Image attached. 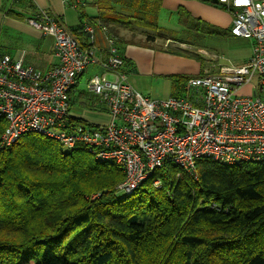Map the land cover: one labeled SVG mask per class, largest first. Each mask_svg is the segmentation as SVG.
<instances>
[{
  "label": "trees",
  "instance_id": "16d2710c",
  "mask_svg": "<svg viewBox=\"0 0 264 264\" xmlns=\"http://www.w3.org/2000/svg\"><path fill=\"white\" fill-rule=\"evenodd\" d=\"M115 1L94 0L98 12L91 17L86 6L77 5L80 22L70 32L91 49L87 29L103 31L115 41L126 68L132 66L124 56L128 45L203 61L156 42L192 47L209 36L236 38L184 10L175 13L177 30L164 27L159 12H122ZM206 1L221 7L217 0ZM140 4L148 7L146 0ZM124 30L129 38L121 36ZM172 77L173 97L191 98L190 78ZM6 128L0 117V264H264V161L224 166L201 159L197 177L167 163L127 194L119 190L123 168L96 159L84 145L66 149L26 133L2 148Z\"/></svg>",
  "mask_w": 264,
  "mask_h": 264
},
{
  "label": "built area",
  "instance_id": "2783aa9c",
  "mask_svg": "<svg viewBox=\"0 0 264 264\" xmlns=\"http://www.w3.org/2000/svg\"><path fill=\"white\" fill-rule=\"evenodd\" d=\"M217 1L232 16V35L252 42L251 56L244 65L218 66L207 53L213 69L188 80L191 98L154 99L136 91L110 38L101 59L48 12L29 19L31 26L54 37L58 64L43 72L0 50L5 148L26 133L50 138L66 149L84 145L96 159L123 168L126 177L119 190L127 194L167 163L197 177L201 159L229 166L263 161L264 0ZM91 67L103 73L89 80V104L109 115L106 125L84 126L70 112L79 79ZM244 86H251V92L240 94Z\"/></svg>",
  "mask_w": 264,
  "mask_h": 264
},
{
  "label": "crops",
  "instance_id": "0c3cea01",
  "mask_svg": "<svg viewBox=\"0 0 264 264\" xmlns=\"http://www.w3.org/2000/svg\"><path fill=\"white\" fill-rule=\"evenodd\" d=\"M146 1L148 2L146 8H142L143 4H140V0H116L115 3L116 8L122 12H159L160 18L165 16L167 19H173L178 17L175 14L176 12L184 10L194 18L214 26L220 31H229L232 27V16L229 12L221 7L214 6L206 0ZM77 5L88 6L89 9L86 12H98L94 0H76L73 4L68 3L66 0H0V38L5 29H10L16 38H19L21 44V47H18L15 51L3 46H0L1 49L16 60L23 58L25 64L31 65L40 71L45 72L51 69L58 64V58L54 54V37L44 34L29 24L14 20L13 17L8 15V12H15L19 15H23L22 12H30L31 18L37 16L40 12H48L71 30L78 23L69 27L66 20L69 12H79L76 9ZM178 25L180 26L179 20ZM121 36L129 38L130 34L124 30L121 31ZM93 41L98 56L104 59L109 47L105 33L101 30L96 31ZM124 56L132 63V66L128 69V77L134 75L136 79L140 80L138 83V81L132 79V82L129 83L140 93L141 91L146 92L148 88V84L143 82L141 77L167 75L184 76L191 79L202 75L204 69L207 68L204 66L203 61H198L191 56L175 55L136 45H128L124 50ZM248 60L242 64H246ZM210 67H212L211 63ZM251 90V86H244L241 89L244 92H251ZM173 91V94L168 98L174 96L176 91L175 89ZM187 94H190L188 90Z\"/></svg>",
  "mask_w": 264,
  "mask_h": 264
},
{
  "label": "rangeland",
  "instance_id": "374dc122",
  "mask_svg": "<svg viewBox=\"0 0 264 264\" xmlns=\"http://www.w3.org/2000/svg\"><path fill=\"white\" fill-rule=\"evenodd\" d=\"M86 8L89 9L88 6H86ZM22 13L25 16L24 17L25 19L21 20L17 18L16 16L13 17V19L30 25L29 21L27 20L31 18V13L30 12H22ZM84 13L86 14V16H89V17L97 15V12H84ZM80 17H81V12H69V15L66 20L67 25L71 27L75 25L76 23H79ZM160 23L164 27L166 26V27L173 28V29H180L177 18L167 19L165 16H162V18H160ZM169 42L173 44L172 48L180 47L181 49L186 50V52L189 51V52H193L194 55L199 54L200 56H203L205 58L203 59L204 66L207 68H210V63H209L210 61L208 60L211 58L205 56L207 55V52L205 51L209 52L210 56L215 60L218 66L219 65H228V66L241 65L242 63H244L245 61L249 59V57L251 56V52H252L251 41L244 40V39L242 40L237 39L232 36H229V37L209 36L197 45L199 48L200 46L202 47L200 49H198L197 46L191 47L185 44L175 43L173 41H169ZM156 44L160 46L162 44L164 45V42L158 41V43ZM20 45L21 44L19 42V38H16V36L14 35V33H12L10 29H5L3 31V34L0 38V46L9 48L12 51H15L18 47H21ZM202 50H205V51H202ZM210 69H213V68H210ZM102 73H103V70H101L99 67H91L86 71L85 75L79 80V84L77 86V90L75 93L76 98H73L72 108L70 110L71 115L74 116L76 119H83L89 122L90 125H95V126L106 125L110 123L109 115L105 111H102L101 106H97L94 109L88 105L89 80L95 75H100ZM175 77L179 78L178 76H175ZM108 78L110 80L113 79L111 75H109ZM132 79L135 81H138V83L140 82V80L136 79L134 75H130L128 77V81L132 82ZM141 79L143 80V82L148 84V88L146 89V92L141 91V93L145 96H150L154 99H157V98L165 99L173 94L172 91L174 89V82H173L174 77L172 76H167V75L148 76L147 75V77H141ZM253 82L256 83V80H254ZM248 92L241 91L239 93L248 94ZM261 96L264 98V93H262ZM1 143H2L1 144L2 148H5L3 141H2V137H1ZM224 166H229V165H224ZM118 195L123 196V193L119 192Z\"/></svg>",
  "mask_w": 264,
  "mask_h": 264
},
{
  "label": "bare ground",
  "instance_id": "6f19581e",
  "mask_svg": "<svg viewBox=\"0 0 264 264\" xmlns=\"http://www.w3.org/2000/svg\"><path fill=\"white\" fill-rule=\"evenodd\" d=\"M89 29H90V31H91V33H89V37L90 38H92V39H94V36H95V30L93 29V28H91V27H89ZM106 40H107V43H108V50H109V48H110V44H109V42H108V39L106 38ZM158 41H160V40H158ZM158 41L156 42V43H158ZM164 42V45L162 46V45H160V47L162 46V48H164L165 50H167L169 47H171L172 46V43H170L169 41H163ZM156 46H159V45H157L156 44ZM92 49H95V48H92ZM198 49H200V48H198ZM96 50V49H95ZM155 50H158V51H161V52H166V51H163V50H161V49H155ZM97 51V50H96ZM202 51H205V50H202ZM205 52H207V53H209L208 51H205ZM167 53V52H166ZM199 55V54H198ZM200 56V55H199ZM201 58H202V60L203 59H205L203 56H201ZM88 105H90V104H88ZM13 145H15V143L13 144ZM12 145V146H13ZM61 145V144H60ZM12 146H10V147H7V148H11ZM62 146V145H61ZM152 176H150V178H151ZM157 181V180H156ZM156 181H154V182H156Z\"/></svg>",
  "mask_w": 264,
  "mask_h": 264
}]
</instances>
